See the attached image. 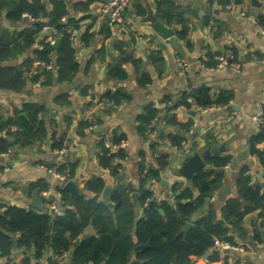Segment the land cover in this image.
Instances as JSON below:
<instances>
[{"label": "crops", "instance_id": "obj_1", "mask_svg": "<svg viewBox=\"0 0 264 264\" xmlns=\"http://www.w3.org/2000/svg\"><path fill=\"white\" fill-rule=\"evenodd\" d=\"M161 1L164 0H134L126 14L125 28L116 32L110 29L111 37L106 36L109 27L101 1L89 5L87 0H70L67 3L68 16L63 21L73 18L80 26L74 44L75 60L79 69L73 80L63 83L55 81L57 73L54 70L52 82H48V77L43 76L40 82L28 79L24 91L20 93L0 90V113L3 116H14L15 110L21 109L24 103L39 104L46 109L43 118L48 128V136L32 146L14 145L9 149L11 154H7V151L0 154V167L9 168L8 171L0 172L1 204L36 209L34 200L39 198L42 210H37L51 211L48 199L56 196L59 183L41 168L44 164L63 168L68 174L71 172V180L80 194L88 198L94 195L86 191V183L96 177L105 180V188L111 186L114 189L118 182L95 161L98 150L96 136L100 133L106 134L110 140L115 135L127 138L129 145L125 151L129 157L121 161L116 159V162L121 164L120 174L126 187L134 190L133 193L138 192L141 186L140 167L145 165L146 168H156L157 154L150 148V142L155 138L149 135L145 139L138 134V118L150 104L162 109L166 106H177V124L170 128V132L178 138H184L181 147L172 144L169 138L160 142L159 152L168 155V165L162 172L160 181L152 180L146 186L154 192L157 202L169 199L175 202L170 197L172 185L180 183L189 188L186 187L187 180L180 174L183 164L194 153H203L206 148L216 144H222L226 149L212 157L230 158L225 167L223 186H228L231 190L226 201L233 197L240 199L236 180L242 169L247 168L254 184L264 182V164L252 150V142L262 132L254 126L252 116L256 105L264 103V39L259 35V27L262 26L258 24L259 18H264V0H258L261 3L260 8H255L252 0H242L240 6L235 4V0H172L185 11L183 18L187 31L184 39L177 36L180 46L185 50L184 58L146 22L148 6L152 7L153 14L157 17L158 4ZM230 3L234 6L227 9L226 5ZM47 7L51 8L49 2ZM7 13L6 9L1 12V29L20 32L30 25L25 19L13 23L8 19ZM168 26L178 28L179 32L182 30V26L175 23ZM87 31L91 33L92 41L85 45L81 41V35ZM79 32L80 40L77 39ZM45 35L46 32L42 31L36 42L23 54L3 62L0 66L18 68L33 56ZM154 36L156 39L152 38ZM162 42L167 44L166 50L160 49ZM159 51L164 59L161 70L152 64L151 59ZM210 53L214 57L234 55L241 65L240 72L214 70V67L206 64L210 60ZM181 62L188 65L187 69L180 70ZM39 63L36 62L35 66L43 70ZM116 66L126 71L127 78L110 76V71ZM142 74H148L150 80H142ZM186 88H192V92L207 90L214 99L225 94L231 96V100L226 105H215L212 106L214 109L200 112L195 109L196 105L182 102ZM116 92L127 94L129 99L110 107L106 106V102L97 106L104 95ZM64 96L68 104L62 105L55 101L56 98ZM232 105L237 110H230ZM194 111L197 113L195 116L192 115ZM90 114L100 121V130L81 134L79 123ZM5 134L0 132V137H5ZM9 141L13 143L14 137H10ZM255 148L264 152V141L257 143ZM205 169L217 168L206 164ZM40 180H46L50 189L37 194L30 190V186ZM163 180L168 184L163 185ZM220 191L211 200L218 219L221 218V208L226 202H221ZM132 194L130 205L137 222L141 219L142 210L139 208V213H136ZM99 200L107 205L102 195ZM109 201L111 202L110 197ZM65 203L66 208L74 207L71 197ZM217 204H220L218 208ZM108 209L116 219L115 205L113 209ZM243 228L244 234L230 231L229 234L236 243L230 244V249H223L222 243L225 242L216 240L215 247L211 250H214L213 253L220 252L222 259L227 258L229 264H264V229L259 226L257 213L246 217ZM93 236H97V232L90 225L78 238L81 243L85 238ZM220 249L226 252H221ZM51 254L48 251L43 257L36 259L35 251L31 250V258L27 264H50L48 258ZM72 257L73 251L66 253L58 259V264H70ZM26 258L24 248L14 249L11 256L0 257V264H25ZM135 260L137 259L133 257L132 261Z\"/></svg>", "mask_w": 264, "mask_h": 264}, {"label": "trees", "instance_id": "obj_2", "mask_svg": "<svg viewBox=\"0 0 264 264\" xmlns=\"http://www.w3.org/2000/svg\"><path fill=\"white\" fill-rule=\"evenodd\" d=\"M96 1L105 3L108 0H87V5ZM48 2L51 8L47 7ZM4 9L8 11L7 17L13 23L22 21V15L25 13L31 14L34 21L20 32L0 28V65L23 54L36 42L37 36L45 27L57 30L56 39L59 46L56 48L47 42L49 35L46 33L45 39L33 52V56L18 68L0 66V90L20 93L24 91L28 79L40 82L43 76H47L48 82H52L54 71L44 67L42 70L35 66L36 62L53 63L58 81L71 82L79 65L75 60V39H71L68 29L76 33L80 26L73 18L67 22L63 21L68 16L67 3L64 0H0V15ZM156 14L158 19L168 25L173 23L181 25L182 30L178 37L184 39L187 31L183 18L185 11L172 0H164L159 2ZM258 24L264 27L263 17L259 18ZM131 35L133 36V33ZM106 36H112L110 28L107 29ZM81 41L88 45L92 41L91 33L84 32ZM208 58L210 60L206 64L216 67L214 55L210 53ZM151 59L152 64L161 70L164 60L161 52H156ZM110 76L125 79L127 73L120 66H116L110 71ZM142 80L149 81V75L142 74ZM183 96L182 102L185 104L192 103L202 108L226 105L231 100V96L225 94L214 99L207 90H194L190 94L184 92ZM128 99L127 94L116 92L107 93L100 101H107L106 106L110 107ZM55 101L62 105L69 103L65 96L58 97ZM176 108L177 106H166L162 109L150 104L138 118V134L141 137L146 139L150 135L149 126L152 124L157 131V137L150 142V148L157 154L156 168H146L145 165L140 167L141 186L138 190V201L142 210L141 219L136 222L130 205V195L134 190L126 187L120 174L121 164L116 162V159L120 161L128 159V153L121 149L111 154L103 147L102 153L98 156L99 166L118 182L110 196L111 202L115 205L117 218L114 219L107 205L99 200L106 186L102 177H96L86 183V191L94 196L88 198L84 194L78 195L74 207L65 208L63 216H56L54 213L50 216V211L41 212L33 208L24 209L0 203V257H9L14 249L24 248L27 256L25 264L31 258V250L35 251L36 259L51 251L52 254L48 258L50 264H58L60 257L72 251L70 264H130L133 257L139 261L138 264H174V258L175 264H229L227 258L222 259L218 251L207 258H203V255L215 247L216 240L235 245L229 233L232 230L244 234L243 225L251 213H257L259 226L264 229V182L254 184L247 168L242 169L236 180L240 199L237 197L228 199L221 208V218L218 219L211 200L224 186L225 167L230 158L211 157L207 164L217 169L203 168L195 173L192 178L195 188H185L183 184L175 183L170 189V197L172 196L175 202L171 203L170 199L152 202L154 192L146 186L152 180L160 181L161 174L168 165V155L159 152L161 143L158 140L169 138L172 144H177L178 147H181V142L184 141V138H178L170 132V128L177 124ZM45 111V107L39 104L24 103L21 109L15 110L14 116L5 117L0 113V132L6 133L5 137H0V154L8 152L14 145L32 146L36 141L48 136V128L43 118ZM163 122L165 126L161 127ZM89 125L86 120L79 123L80 133L84 134ZM14 128L18 130L13 131ZM102 135L104 139H108L106 134ZM10 137H14L13 143L9 141ZM126 139L125 136L115 135L108 140L113 144H119ZM262 141L264 136L257 135L252 142V150L264 164V152L255 148V145ZM98 147H102L101 144ZM4 171L5 167L1 166L0 172ZM57 171L67 173L63 168H57ZM69 176L71 179L73 174L69 172ZM49 189L50 184L46 180H40L30 186V190L37 194ZM57 189L62 192L64 200L68 201L69 193L65 189H60V186ZM161 210L163 214L160 213ZM198 210L203 212L202 215L194 226L185 232V227ZM90 225L96 229L97 236L85 238L75 246L77 238ZM145 244L149 246L134 254L137 245Z\"/></svg>", "mask_w": 264, "mask_h": 264}, {"label": "built area", "instance_id": "obj_3", "mask_svg": "<svg viewBox=\"0 0 264 264\" xmlns=\"http://www.w3.org/2000/svg\"><path fill=\"white\" fill-rule=\"evenodd\" d=\"M134 0H108L107 2L103 3V14L107 18V25L108 27L113 31L116 32L118 30H122L125 28V22H126V14L130 7L132 6ZM233 3H230L226 5L227 9L233 8ZM22 18L33 22L34 18L31 14L25 13L22 15ZM44 31L49 35L47 38V42H49L51 45H55L57 42L56 35L58 34L56 29H52L49 27H45ZM259 31L264 35V29L259 27ZM68 33L71 35V39L76 38V33L73 32L71 29H68ZM215 60L217 61L216 67H214V70H222V69H228L232 70L234 72H240L241 65L238 61H236L234 55L226 56V55H219L215 57ZM39 65L46 68L47 70L54 71L55 67L53 63H45L40 62ZM180 70L183 71L187 69L188 65L186 63H179ZM187 93H192V88H186L184 90ZM107 101H103L98 103L97 106H102ZM195 109L200 112H207L211 109H214V107L211 108H199L198 106H195ZM85 120L90 124L89 127L85 129V132H93L100 130V125L97 123L96 118L90 114L88 115ZM252 122L254 126L260 131H264V103H258L255 108V112L252 116ZM161 127L165 126V122H163ZM149 134L150 136L156 138L157 137V131L155 130V125L149 126ZM159 142H162L160 139ZM96 142L97 144H101L102 147H98L97 153H96V164L99 165V158L98 156L102 153V148L109 150L111 154L117 153L121 149H126L129 145V142L126 140L119 144H113L109 140L104 139L103 135L100 133L96 136ZM7 154H11V150L7 152ZM41 168L47 173L48 176L52 177L54 180H56L59 183L60 189H64V186L67 184V182L71 181L70 176L68 173H60L57 171V168H50L47 165H42ZM9 168L6 167L5 171H8ZM50 204V209L52 213H54L56 216H63L64 210L66 208V203L63 197V194L61 191H57V194L55 197H50L48 199ZM148 202L146 203L147 206ZM223 249H230L231 246L228 243H222ZM38 263L39 260H36Z\"/></svg>", "mask_w": 264, "mask_h": 264}, {"label": "water", "instance_id": "obj_4", "mask_svg": "<svg viewBox=\"0 0 264 264\" xmlns=\"http://www.w3.org/2000/svg\"><path fill=\"white\" fill-rule=\"evenodd\" d=\"M66 3H69L70 0H64ZM242 0H235V4L237 6L242 5ZM252 5L255 8H260L261 7V3L258 2V0H252ZM147 11L149 13V15L146 18V22L150 23L154 29L164 38L168 41V44L171 45L177 52L178 55H180L182 58L185 57V50L182 46H180L179 41L177 39V36L179 34V30L176 27H170L167 24H165L164 22H162L161 20H159L154 14H153V9L152 7L148 6ZM210 13V9L208 10ZM255 18V17H254ZM80 32L77 34V39L80 40ZM259 35L264 39V35L259 31ZM153 39H156V36L152 37ZM59 46V42L57 41L55 44V47L58 48ZM168 48L166 43H160V49L162 50H166ZM55 81H58L57 76L55 77ZM230 110H237L236 106L232 105L229 107ZM197 113L196 111L192 112V115L195 116ZM24 115V114H23ZM262 135H264V131L261 132ZM226 146L222 145V144H216L214 146H211L209 148H206L204 150L203 153L200 152H196L194 153L192 156H190L186 162L183 164L181 170H180V174L183 176V178H185L187 180L186 183V187L189 188H195L194 183H193V176L195 175V173H197L199 170L205 168L206 164H207V160L209 158L212 157V155H219L220 153H222L223 151H225ZM1 160H3V158H1ZM163 185H167L168 182L166 180L162 181ZM64 189L70 194L71 197V203L74 204L75 199L77 198V196L81 193L79 191V189L76 187L75 183L71 180L69 182H67V184L64 186ZM113 188L111 186L106 187L103 190V199L107 202V205L109 208L113 209L114 205L112 202L109 201V197L113 192ZM231 190L228 186H225L224 188H222V190L219 193V198L221 200V202L226 201V198L230 195ZM132 200H133V205L135 207L136 213H139V193L138 192H134L132 194ZM156 200V198L154 197L152 199V202H154ZM172 203V201H171ZM220 206V204H217L216 207L218 208ZM34 207L36 209L42 210L41 206H40V199L36 198L34 200ZM161 214H163V211H160ZM202 211L198 210L191 218V223H189L186 228L185 231H189L195 224V222L198 220V218L202 215ZM50 216H53L52 211L49 212ZM115 217V215H114ZM81 239L78 238L75 242V245H79L80 244ZM148 244L145 245H137L134 248V254H136L137 252L144 250L148 247ZM214 250H208L204 255L203 258H207L209 257ZM219 251H223V250H219ZM226 252V251H223ZM174 264L176 263V258H174ZM139 261L135 260L132 261L130 264H138ZM103 264V263H102Z\"/></svg>", "mask_w": 264, "mask_h": 264}]
</instances>
